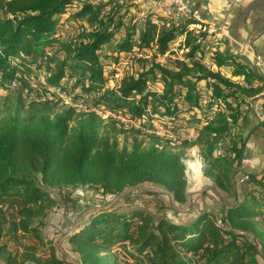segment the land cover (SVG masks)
I'll return each instance as SVG.
<instances>
[{
  "label": "trees",
  "instance_id": "16d2710c",
  "mask_svg": "<svg viewBox=\"0 0 264 264\" xmlns=\"http://www.w3.org/2000/svg\"><path fill=\"white\" fill-rule=\"evenodd\" d=\"M92 1L0 0V87L9 91L13 81L21 84L15 89L20 107L0 117V204H24L19 221L0 217V256L8 254L12 263L15 259L3 243L6 236L17 240L21 232L42 242L37 228L31 226L33 210L52 199L39 183L91 185L115 195L142 183H155L172 192L177 201H185L188 181L183 160L185 150L193 146L199 147L209 164L204 175L214 177L222 189H233V178L241 172L235 173L243 152L242 136L236 131L240 130L241 106L264 93V77L238 57L207 49V34L189 30L198 23L192 16L176 24L165 17L158 22L149 14L142 25L127 26L125 38L115 42L129 7ZM109 6L113 9L105 13ZM72 9L76 13H70ZM69 19L82 31L77 37L62 39L58 34L71 24ZM181 36H186L189 48L182 59L154 61L143 72L108 86L113 73H106L112 60L118 65L122 59H132L136 51L149 52L157 60ZM34 69L42 73L41 78L31 76ZM153 85L162 90L150 91ZM25 94L37 99L28 102ZM90 94L96 95V108L121 112L137 122L150 118L151 129L155 119L171 133L193 129L194 141L179 143L180 148L147 149L138 131L131 128L136 137L131 146L122 145L117 135L126 132V125H118L121 130L115 136H100L96 112L67 108L54 113L65 102L64 96L80 99ZM249 181L252 189L247 200L229 207L222 225L207 211L180 223L155 220L143 210L119 213V207H111L93 215L69 241L81 256V264H118L117 249L127 246L133 250L129 249L130 257L138 261L145 257L149 264H193L189 260L194 264H260L258 249L248 234L264 240V169L250 173ZM257 220L263 222L262 230L257 229ZM24 260L43 264L38 248L32 245H24Z\"/></svg>",
  "mask_w": 264,
  "mask_h": 264
},
{
  "label": "rangeland",
  "instance_id": "374dc122",
  "mask_svg": "<svg viewBox=\"0 0 264 264\" xmlns=\"http://www.w3.org/2000/svg\"><path fill=\"white\" fill-rule=\"evenodd\" d=\"M132 10L134 11L132 12V18L129 22H124V26L121 28L120 33L116 35L118 36V40H115V42L125 38L127 26L131 23L138 22L139 16L136 13V8H132ZM153 19L158 22L164 20L163 16H157ZM69 21L71 24L67 29L68 33L78 34L80 28H78L77 22L71 19H69ZM160 27H162L161 23ZM107 51H109V49ZM175 53L176 58L183 56L180 52H174V54ZM142 56L143 57L140 58L141 56L139 55L138 58L136 54H134L132 59H122L118 65L112 63V60L106 73L107 75L113 73L112 82L108 84V86L112 88L123 78L143 72L148 69L154 61L164 63V61L174 60L171 57H162L154 60L149 52L148 54H142ZM109 71H111V73H109ZM31 76L38 77L37 79H39L42 73L34 69L32 70ZM37 82H39V80ZM161 90V86L158 85H153L150 89L152 92H159ZM80 92L81 90L77 91V93ZM26 94L24 96H26ZM207 101L208 99L205 96L203 100L204 105H207ZM94 103L95 100H93L91 104L94 106ZM20 105L21 97L18 91H13V89L7 91L0 87V117L14 112ZM67 108H69L67 102L60 103L54 110V113L64 111ZM98 110L100 112V114H98L100 136H115L121 130L118 125H126L127 128L123 130L126 132L117 135L122 145L125 143L131 146L132 139L136 137V131L131 130V128L138 131L137 137L143 142L144 147L147 149L154 146L180 148L182 144H179V141L181 143L184 141H194L193 136L195 132L181 131L178 132L180 135L168 132L164 128V125L157 119L151 122L152 124L150 125L155 127L151 129L149 128L150 118L143 122H137L126 119V116L123 114L126 120L123 122L122 119L118 117L108 116L106 111L101 108H98ZM183 114L184 117L190 116L186 113ZM249 126L251 127V125ZM236 131L240 133L244 139L245 135H242V130L238 129ZM170 142L173 143V146L168 144ZM185 151L186 156L183 161L186 165L188 181V195L185 201H177L172 192L155 183H142L136 187L127 188L120 195L106 194L102 188L91 185L49 187L39 183V186L45 190V194L52 199V202L45 201L42 206H35L33 210L34 216L31 226L37 228L42 242L34 235H27L21 232L17 240L6 236L3 239V243L7 245L8 252L11 253L12 258L15 259V263H13L36 264L33 261L24 260V245H32L38 248V257L42 259L43 264H81V256L73 251V245L70 243L69 237L83 229L93 215H97L98 212L108 210L111 207H119V213L143 210L149 213L155 220L167 218L171 221L180 223H189L193 221L199 213L207 211L215 217L216 222L222 225L221 221L227 209L236 206L237 203L239 204L247 200L252 189L251 185L244 184L245 186H238L236 178L234 177L233 189H222L216 184L214 177L210 178L204 175L205 170L209 168V164L203 160L199 147L193 146L189 149L187 148ZM192 165H197L196 167L199 169V172H196V168ZM238 165L235 166L236 169ZM240 173L247 172H244L242 169ZM22 207H24L22 202H18L16 205L9 203L0 204V217H5L8 222L19 221L22 218L20 212ZM262 218L263 216L261 215L260 219L262 220ZM257 221L260 222V220ZM262 228L263 222H260L257 229L262 230ZM248 238L254 241L258 249V253L256 254L257 259L260 264H264V240L259 237L256 238L253 233L248 234ZM129 249H131L129 246H127V249L122 247L117 249L114 259H116L118 264H149L145 257H142V259L140 258V261L130 257L128 254ZM130 251L133 252L132 249ZM191 256L192 255H190V257ZM188 262L194 264L193 260H189ZM13 263L9 261L8 254L0 256V264Z\"/></svg>",
  "mask_w": 264,
  "mask_h": 264
},
{
  "label": "crops",
  "instance_id": "0c3cea01",
  "mask_svg": "<svg viewBox=\"0 0 264 264\" xmlns=\"http://www.w3.org/2000/svg\"><path fill=\"white\" fill-rule=\"evenodd\" d=\"M191 1L198 19L213 28L206 35L208 49L238 57L260 71L264 60V0ZM241 112L239 124L245 135L239 140L243 146L241 170L259 172L264 169V93L242 105Z\"/></svg>",
  "mask_w": 264,
  "mask_h": 264
},
{
  "label": "built area",
  "instance_id": "2783aa9c",
  "mask_svg": "<svg viewBox=\"0 0 264 264\" xmlns=\"http://www.w3.org/2000/svg\"><path fill=\"white\" fill-rule=\"evenodd\" d=\"M108 1H113L114 3H117L119 5H122L124 7H129V11L128 14L126 16V18L124 19V22H129V20L132 18V12H134L132 10V8H136V13L139 16L138 19V23L140 25H142L146 19L147 16L149 14H152L155 16V18L157 16H163L165 18L168 19L169 23H178L180 21H182L183 19L187 18V17H195L198 20V23L190 25L189 26V30L192 31H196V32H202V33H211L213 31L212 27H207V25L198 19L197 13L194 10V4L191 0H93L92 3L94 4H99V3H104V2H108ZM113 6H109L105 9V13H109L112 10ZM70 13H76L75 10L72 9V11ZM70 13L68 15H70ZM169 25V24H168ZM68 27H70V25H66L58 34V36H60L62 39H67V38H72V37H77L80 32L82 31V29L78 26V28H80V32H78V34H74V33H68ZM68 33V34H67ZM118 36H116V40ZM200 41H202V38H200ZM186 36H181L179 37L176 42L171 46V51L169 53H167L166 55H164L163 57L168 58L171 57L173 59H176V53L174 54V52H180L182 55L186 54L188 52V49L186 47ZM180 43V45H179ZM181 48V49H180ZM208 49V47H207ZM136 56L138 57L139 55L141 56L140 58H142V54H148L144 53L142 51H136ZM139 58V57H138ZM148 58V57H147ZM180 59H182V56L179 57ZM261 69L260 71H258L259 73L261 72L264 75V60L261 63ZM109 73H111V71H109ZM20 82L17 80L13 81L12 85H11V89L15 90L18 87H20ZM58 93H61V89L58 88L56 90ZM27 101L29 102L32 99H37L36 96H27ZM96 95L94 94H90V95H86L80 99H73L71 97H66L64 96L65 102H67V105L69 106V108H73L75 109L78 113H85V112H91L94 111L97 114H100L98 108H96L95 106H93L91 103L92 101L95 99ZM52 99V98H50ZM106 114L108 116H113V117H118L120 119H122L123 122H125V118L123 113L121 112H115V111H106ZM127 119V118H126ZM249 174L250 173H240L237 175L236 177V182L238 186H243L244 184H249ZM245 186V185H244ZM221 224V223H220Z\"/></svg>",
  "mask_w": 264,
  "mask_h": 264
},
{
  "label": "water",
  "instance_id": "95a60500",
  "mask_svg": "<svg viewBox=\"0 0 264 264\" xmlns=\"http://www.w3.org/2000/svg\"><path fill=\"white\" fill-rule=\"evenodd\" d=\"M242 160H243V155H242L241 160H240V163H239V165H238V167H237V169H236V171H235L236 174L239 173V171H240V169H241V166H242Z\"/></svg>",
  "mask_w": 264,
  "mask_h": 264
},
{
  "label": "bare ground",
  "instance_id": "6f19581e",
  "mask_svg": "<svg viewBox=\"0 0 264 264\" xmlns=\"http://www.w3.org/2000/svg\"><path fill=\"white\" fill-rule=\"evenodd\" d=\"M193 167H195L196 168V172H199V169H197V165H192Z\"/></svg>",
  "mask_w": 264,
  "mask_h": 264
}]
</instances>
